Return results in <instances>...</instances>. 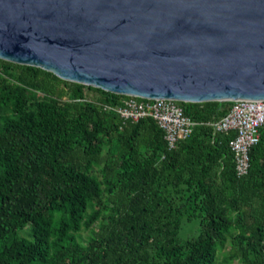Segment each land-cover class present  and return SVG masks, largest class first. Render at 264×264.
<instances>
[{"label":"trees","instance_id":"obj_1","mask_svg":"<svg viewBox=\"0 0 264 264\" xmlns=\"http://www.w3.org/2000/svg\"><path fill=\"white\" fill-rule=\"evenodd\" d=\"M122 98L0 60V264H214L227 239L264 264V127L237 178L234 133L208 125L231 102H178L196 125L168 151L152 119L101 107Z\"/></svg>","mask_w":264,"mask_h":264},{"label":"water","instance_id":"obj_2","mask_svg":"<svg viewBox=\"0 0 264 264\" xmlns=\"http://www.w3.org/2000/svg\"><path fill=\"white\" fill-rule=\"evenodd\" d=\"M0 60L125 97L264 100V0H0Z\"/></svg>","mask_w":264,"mask_h":264},{"label":"built area","instance_id":"obj_3","mask_svg":"<svg viewBox=\"0 0 264 264\" xmlns=\"http://www.w3.org/2000/svg\"><path fill=\"white\" fill-rule=\"evenodd\" d=\"M101 107L106 112L118 115L123 122L152 119L162 131L168 151L189 138L196 125V122L183 114L178 102L168 99L125 97L117 105L103 104ZM208 125L214 133H234L228 148L233 155L235 176H245L249 169V151L257 144L259 130L264 127V100L234 101L223 117Z\"/></svg>","mask_w":264,"mask_h":264},{"label":"rangeland","instance_id":"obj_4","mask_svg":"<svg viewBox=\"0 0 264 264\" xmlns=\"http://www.w3.org/2000/svg\"><path fill=\"white\" fill-rule=\"evenodd\" d=\"M85 93V99L96 102L98 98V93L95 91H89V90H84ZM92 174L96 176L98 180H101V175L99 174L98 170L94 169L92 171ZM96 229V225L93 227ZM198 233V223L197 221H192V222H186L185 220L182 221L181 228L179 231V239L185 240L190 237L196 236ZM89 231L83 230L80 233H78V239L80 242H85V240L89 237ZM229 239L226 240V243L224 247L221 250H218L216 252L215 256V261L214 264H240V262L237 259H230L228 260V254H229Z\"/></svg>","mask_w":264,"mask_h":264}]
</instances>
